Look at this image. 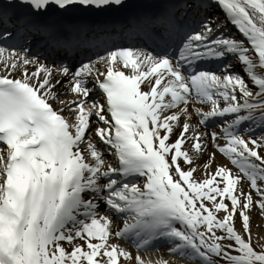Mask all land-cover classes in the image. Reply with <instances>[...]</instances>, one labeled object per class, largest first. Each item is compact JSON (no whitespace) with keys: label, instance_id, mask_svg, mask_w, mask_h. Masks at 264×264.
Returning <instances> with one entry per match:
<instances>
[{"label":"snow or ice","instance_id":"snow-or-ice-1","mask_svg":"<svg viewBox=\"0 0 264 264\" xmlns=\"http://www.w3.org/2000/svg\"><path fill=\"white\" fill-rule=\"evenodd\" d=\"M253 227L264 0H0V264H264Z\"/></svg>","mask_w":264,"mask_h":264},{"label":"bare ground","instance_id":"bare-ground-1","mask_svg":"<svg viewBox=\"0 0 264 264\" xmlns=\"http://www.w3.org/2000/svg\"><path fill=\"white\" fill-rule=\"evenodd\" d=\"M216 8H218V9H220L221 10V14H224V15H221L222 17H225V13H224V11L222 10V8H220V7H216ZM220 16V17H221ZM144 86H143V84H142V88H143ZM231 166V165H230ZM231 167H233V170L234 171H236L237 169L235 168V166H231ZM253 231H254V233H256V232H262V233H264V229H262V228H259V229H253ZM83 243V242H82ZM132 251L134 252L135 251V249L134 248H132ZM141 255L142 256H145L146 255V258H156V256L158 255V253L157 252H155V251H148L147 252V254L145 253V252H141Z\"/></svg>","mask_w":264,"mask_h":264},{"label":"rangeland","instance_id":"rangeland-1","mask_svg":"<svg viewBox=\"0 0 264 264\" xmlns=\"http://www.w3.org/2000/svg\"><path fill=\"white\" fill-rule=\"evenodd\" d=\"M229 30L232 31L234 34H236L238 36V34L235 33V31L232 29V26L231 25H229ZM252 223H253V225H255L257 223V217H256L255 214H253ZM255 228L256 229H259L258 227H253V229H255ZM262 229H264V228H262ZM253 233H254V231H253ZM253 239H255V233H254Z\"/></svg>","mask_w":264,"mask_h":264}]
</instances>
